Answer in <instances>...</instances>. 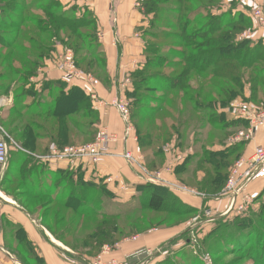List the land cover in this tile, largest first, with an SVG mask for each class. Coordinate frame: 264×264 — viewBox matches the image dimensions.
Returning <instances> with one entry per match:
<instances>
[{"label":"rangeland","instance_id":"rangeland-1","mask_svg":"<svg viewBox=\"0 0 264 264\" xmlns=\"http://www.w3.org/2000/svg\"><path fill=\"white\" fill-rule=\"evenodd\" d=\"M160 1L163 2L165 0ZM224 1L225 0H219L215 2V7L218 8L219 3L223 4ZM237 1L238 0H234V2ZM33 2V0H0V23L2 20H6L8 23L14 21L15 18L10 20V17H7L13 11L17 13L16 16L20 15L22 12L23 15L32 16L35 20L44 17L40 7H36L31 11H24ZM261 2L262 4L264 3V1ZM47 3L46 1V3L43 4ZM12 4L14 9L10 11L8 7L12 6ZM207 5H210L209 0H197L194 3L169 0L165 4H162L160 8L161 27L164 28L165 25L170 24L172 26L170 25L167 31L169 35L168 38L164 39L162 43H158L154 48L165 46L170 49L172 54L175 52H182L190 56L192 53L188 51L186 46L189 44L190 47L191 44L188 43L186 37L190 32L192 33L193 30L195 31L202 28V24H204L195 23L190 20H192L191 18L194 15L200 19L202 13H205V9H208ZM15 6H18V9L15 8ZM27 10L29 9L27 8ZM176 11L181 16L180 19H178L179 17L175 13ZM221 13V15L227 16V20H231L234 17L231 9L222 8ZM178 20L181 23L180 26H177ZM188 20L190 22L186 29L187 32L184 33L183 28ZM236 25L242 26L243 28L246 27L244 32L236 36L237 41L247 40L240 37L251 29L250 24H239L237 22ZM161 27H159L160 30H162ZM12 32L13 30L11 27L0 24V36H2L0 39L8 42L10 40L9 34ZM82 33L84 34V31ZM152 33H156V31H152V29L146 31L147 35H152ZM144 38L146 48L149 51L150 45L154 43L148 36H144ZM19 42L27 46V43L23 41ZM55 46H60L64 50V53L57 54V49L55 47L54 52L49 54L47 60L42 61V63L40 62V66L37 68L35 67L34 71L37 76L42 72L47 61H52L57 69L62 66L65 67V65H67V53H65V51H69L73 55L72 63H74L76 71L81 72L85 76L83 77L84 80L90 81L93 84L102 83L105 86H109V84L107 85L104 83L106 76L105 72H102L100 69L89 71L86 68L87 63L82 66L76 64V62L84 59L89 62L91 56L88 46L83 47L84 50H79L76 57L75 52L64 48L60 43L57 42ZM168 49L164 52L166 55L165 57H167L170 62L175 63V65L159 72H162L161 74L170 78H175L186 68V65L180 63L175 56L169 54ZM7 53L8 50L5 48L2 49V46H0V55ZM148 58L149 61L152 60V56L148 55ZM16 64L19 65V63ZM262 66H264V64H262ZM144 69L146 70V68ZM4 74L5 72L3 71L0 73V86H9V83L5 82L3 79ZM238 74L242 77L241 83L243 84V88H236L238 98L230 103V105L233 104L236 107L234 106V108H231L230 105L227 106L225 108V110H229L227 114L221 113L219 109L217 111L211 109V111L205 114L201 113L197 115L196 113H191L193 109L188 103L183 104V109L179 105H172L170 100L171 97L174 96V93H166V96H164L162 90L150 92L147 91L145 87L140 89V92L137 94L138 98H146L147 96H155L159 99H163V97L166 98L167 101H165L164 105H158L162 111L155 116H158L159 119H166L170 127L174 121L172 114H176V111L179 113V111L184 110L180 121L182 122L180 128L181 137L175 132L172 136H156L154 140H152V137H144L148 132L152 134V127L150 126L152 123V116L143 112L141 106L142 108H151L152 106L157 107V105L147 103L146 105H137V107L132 110L134 99H132L128 93L134 89L133 82L130 83V86H132L131 91L116 96L126 100L132 114L131 125L133 129L129 133L128 138L124 137V139L127 138V142L133 139L135 144H138L137 150L125 148L122 153L118 154H123L125 150H130V152L139 159L141 165L149 174L161 175L168 184L182 187L198 195H204L205 199L194 196L205 201V206H203L202 211H198L192 215L183 214L181 216H175L169 215L171 213L168 212L163 211L159 213L143 208L139 211L133 210L127 213V210L137 207L130 204L119 206L113 202L111 203L103 190L98 188V186L93 187V189L96 190L95 192H98L96 196H92L91 201L87 204H80L79 208L88 207L92 209V213L87 214H79L77 210L74 211V209L65 207L64 204L54 201L52 195L49 197L38 196L37 191L42 188V186L39 185H35L34 189L36 191L32 190L35 192V195H25L22 192L24 191L30 194L31 192L29 190H31V188L30 186L29 189L22 186L20 180L13 184H7L3 188L4 195L10 197L16 205L27 210L30 215L34 216V219L38 221L39 225H43L44 229H46L56 241L66 247H61L60 249L54 248L56 255L59 256L63 264H113L114 262H116V264H264V222H262L264 220L260 217L256 218L263 203H256V200H254L249 209L240 215L233 214L231 217L220 218L215 222L206 220L208 216L211 215L210 213L212 211L206 206V202L212 201V198L216 197L219 199L227 198H221V196H223L224 190L227 188L230 175L241 161H246L248 159L244 156V147L238 149L233 156L222 159V167L217 169L203 161L207 149L223 146L224 143L238 137L240 133L245 135L250 134L252 127H256L260 119L264 118V75L258 79L259 83L252 85L251 80L255 78L256 75L253 76L252 72H247L245 74L243 71L238 72ZM16 77L17 76L11 75L9 79L15 80ZM142 78V76H137V80H141ZM34 80H36V77L31 78L30 81L34 82ZM200 82V80L194 78L191 86H199ZM221 82L223 81L220 80L219 83ZM225 86L228 88L230 83H225L223 88H225ZM127 89L128 86L123 88L124 91H127ZM209 90H211L210 86L205 88L204 91L207 94ZM0 94V126L12 140L11 148L13 150L10 151L11 160L12 158L14 160V158H20L21 156L17 153L18 150L14 148L16 145L23 151L32 155L46 156L54 149L64 150L68 147L81 148L91 145L96 142L103 130L108 131L107 129H100L99 122L94 131L84 136L74 129V126L76 123L85 124L88 123V121L82 119V115L78 117L70 116L68 120L71 122L68 127L71 134L75 137L70 139L69 143L61 148H58L56 144L47 143L48 141L40 142V150L33 152V154L24 150L22 143L16 139L17 135L14 134L15 130L12 129L15 127L10 126L14 119L7 113L9 110L12 111L10 108L12 107L13 98L18 96L19 92L11 86L9 92L2 93L0 91ZM115 98L111 100L110 104ZM244 107L248 114L254 115L255 123L253 125L249 123L246 127L241 126V128H239V126H235L232 129H228V123L226 121L229 119H231V121L233 120L229 114L234 113L233 109L235 108L238 109L236 113L240 114L241 111H239V109ZM256 119H259V121ZM186 120L188 121L186 122ZM241 121L242 119H237L233 122L236 123ZM37 122L40 123V120L38 119ZM40 125L43 124L40 123ZM225 125L227 127H224ZM45 127L48 128L50 125L45 124ZM108 132L117 135L118 138L122 140L119 134L111 131ZM252 138L253 135L251 134V139ZM157 139H160V142H158ZM117 146L111 149L112 153L116 154L114 149ZM47 149L49 151L44 153ZM159 149H161V154L157 153ZM179 158H182V161L181 164L176 167L177 164L174 162L175 160L178 161ZM127 163L131 166L129 162ZM172 163H174V165H171ZM184 164H187L185 170H178L179 167L185 166ZM224 164L226 168H224ZM10 165L11 164L5 169V172H9V176L7 175L5 178L3 176L4 180L7 177L19 178ZM169 168H172V171ZM64 171L65 170H61V172ZM139 174L141 176L143 175L141 172ZM217 174H224L226 177L224 180L222 179V182L220 181L215 185L209 184V181L215 180ZM64 177L65 181H63V184H68L70 181L66 180V176ZM33 181L36 182V179ZM56 182L57 181L51 180L45 181L47 187L44 186V189H50L51 192H53V196L62 190L61 188L58 189ZM220 185H222V189H220ZM217 190L220 191L213 192ZM141 195L142 193L138 195V201L143 197V195ZM246 195L251 194L245 190L244 197ZM173 203H175V201ZM203 221L207 222L203 223ZM241 221L246 227H242L243 225L240 227V224L238 225ZM180 224L183 226L181 231H178L180 232L179 236L176 235L167 240L163 239L165 241H161L154 245H152L151 241H147L146 245L142 247H136L135 245V248L120 250L127 246H134L128 245L131 244L128 242L151 239L155 230ZM212 232L214 233L211 235ZM215 237L222 242H214L213 239ZM123 244L126 246L121 247ZM5 251L8 250L5 249ZM10 251L13 253L14 258L15 254L20 255L18 254V250ZM40 256L42 257V254H40ZM42 260L43 264H49L47 257H42ZM14 261L17 262L16 260ZM17 263L20 264L19 262Z\"/></svg>","mask_w":264,"mask_h":264},{"label":"trees","instance_id":"trees-1","mask_svg":"<svg viewBox=\"0 0 264 264\" xmlns=\"http://www.w3.org/2000/svg\"><path fill=\"white\" fill-rule=\"evenodd\" d=\"M33 1L27 7L29 10L26 8L24 11H31L36 7H40L44 17L35 20L32 16L23 15L22 12L16 16L17 13L13 11L7 17H10V20L15 18L14 21L8 23L6 20H2L0 23L4 26L8 25L13 30L9 34L10 40L8 42L0 39L2 49L8 50L7 54L0 55V73L2 71L5 72L3 79L9 83V86H0V91L7 93L11 90L12 86L19 92L18 96L13 98L12 107L10 108L12 111L9 110L7 113L14 119L10 126L15 127L12 129L15 130L16 139L22 143L24 150L31 153L40 150V142L43 141H48L47 143L49 144H56L58 148L66 146L70 139L75 137L71 134L68 127L71 122L68 120L70 116L78 117L82 115V119L88 121L85 124L76 123L74 126V129L84 136L94 131L96 125L100 122L99 114L93 108L92 98L82 88L73 86L68 89L67 84L63 81H46L43 82L40 92L37 90L36 83L30 81L31 78L37 77L34 71L35 67L37 68L40 66V62L42 63V61L47 60L49 54L54 52L57 42L64 48L75 52V57L79 50H84L83 47L88 46L91 56L89 62L84 59L76 62V64L82 66L87 63L86 68L89 71L100 69L106 73L104 83L107 85L110 83L107 75V59L98 39L99 26L94 14L89 10L78 11V8L75 7L66 11L59 0ZM46 1L48 3L43 4ZM167 1L169 0L163 2L160 0H144L143 7L154 17L148 29H152L156 33L147 35L146 31L148 29L143 32L154 44L150 45L149 51L146 48L147 63L144 67L146 70L143 69L134 74V89L128 93L134 99L132 110L137 105H146L147 103L157 105V107L152 106L151 108H142L141 106L143 112L152 116V123L150 124L152 134L148 132L144 136L146 138L152 137V140L156 136H172L174 132L181 137L180 128L182 122L180 121L184 110L179 111V113L176 111V114H172L174 121L170 127L166 119H159L158 116H155L162 111L158 105H164L165 101H167L166 98L159 99L155 96L138 98L137 94L141 88L145 87L150 92L162 90L164 96H166V93H174V96L170 100L172 105H179L182 108L184 103H188L193 109L191 113L193 112L198 115L201 113L205 114L211 111V109L216 111L218 109H225L232 101L238 98L236 88H243V84L241 83L242 77L239 76L238 72L243 71L245 74L252 72L253 76L256 75L251 80L252 85L259 83L258 79L264 75V66H262L264 64V43L261 41L253 43L250 40L237 41L236 36L244 32L246 27L243 28L236 25V23L250 24L251 26L250 20L242 14L235 15L231 20H227L228 18L225 15L214 16L211 11L217 8L215 7V2L219 0H209L210 5H207L209 10L205 9V13H202L200 19L195 15L191 18L192 20L190 21L204 24H202V28L193 30L186 37L188 43L191 44L190 47L189 44L186 46L188 51L192 53L190 56L182 52L172 54L170 49L165 46L160 47L158 45L159 47L154 48L169 36L167 31L171 24L165 25L163 28L160 21V8ZM180 1L194 3L197 0ZM8 8L10 11L14 9L13 4ZM15 8L18 9V6H15ZM175 13L179 17L178 19H180L181 16L178 12L176 11ZM190 21L188 20L185 23L183 28L184 33L187 32L186 29ZM180 25L181 23L178 20L177 26ZM83 31L84 34L82 33ZM19 41L27 43V46L22 45ZM167 49L169 54L175 56L180 63L186 65V68L175 78H170L159 72L175 65V63L170 62L165 57L164 52ZM148 55L152 56V60L149 61ZM16 63H19V65ZM11 75L17 76L16 79L10 80ZM138 75L143 78L137 80ZM194 78L201 81L199 86H191ZM220 80L223 82L219 83ZM227 82L230 83V86L223 88ZM209 86L211 90L206 94L204 90ZM38 119L43 125L37 122ZM45 124L50 125V127L46 128ZM157 141L160 142V139H157ZM238 149L239 146L228 148V150L223 152L207 150L203 161L217 169L221 168L222 159L233 156ZM48 151L47 149L44 153ZM17 153L21 155L20 158H14V160L12 158L9 164H11L10 167L13 168L14 173L19 178L7 177L2 183L3 187L20 180L22 186L28 189L30 186L31 188L29 190L30 194L24 191L22 193L33 196L35 195L34 191H36L34 189L35 185H39L42 188L37 191L38 196L49 197L52 195L54 201L64 204L65 207L74 209V211L77 210L79 214L92 213L91 208H79L80 204H87L91 201V197L96 196V193H98L93 189V187L97 186L83 181L80 174L81 168L66 169L64 172H61V170L52 172L49 169V164L38 160L36 158L37 155L20 150ZM157 153L161 154V149ZM186 166L187 164L179 167L178 170L183 171ZM224 168H226L225 164ZM8 173L7 171L6 176ZM64 176L67 177L66 180L70 181L68 184H63V181H65ZM225 177L226 175L224 174H217L215 180L209 181V184L215 185L220 181L222 182V179L224 180ZM34 179H36V182L33 181ZM48 179L57 181L56 185L58 189H62L61 192L53 196V192L50 189H44V186L47 187L45 181H49ZM221 187L222 185H220V189H222ZM218 191L220 190L213 192ZM142 195L143 197H141L137 204L133 205L137 208L134 207L127 210V213L133 210L139 211L143 208L159 213L164 211L171 213L169 215L175 216L183 214L192 215L197 212L192 207L185 205L173 194L162 189L156 193L142 192ZM174 201L175 203H173ZM262 205L256 218L260 217L264 220V204ZM239 224L241 227L243 222L241 221ZM41 226L43 227V225ZM242 227H246V225ZM16 228L14 240L10 241L11 248H6L10 253L9 255H12L14 258L10 250H18V254L20 255L15 254L14 260L20 264H43L42 257L39 251L37 252L38 249L28 239L24 230L20 227ZM216 239L215 237L213 241L216 243L222 242Z\"/></svg>","mask_w":264,"mask_h":264},{"label":"crops","instance_id":"crops-1","mask_svg":"<svg viewBox=\"0 0 264 264\" xmlns=\"http://www.w3.org/2000/svg\"><path fill=\"white\" fill-rule=\"evenodd\" d=\"M261 1L264 0H238L237 2L225 0L223 4L219 3V7L212 9L211 12L214 16H220L223 13H221V9L224 8L231 9L233 16L240 13L243 14L250 20L251 29L240 38L264 43V28L258 27L249 17L251 8L262 3ZM59 2L66 11L75 7L81 12L89 10L96 17L99 26L98 39L107 59L106 67L110 83L109 86H105L102 83L93 84L87 80L81 82L69 79L63 71L54 66L52 61H47L42 72L34 80L37 90L41 92L42 84L46 81H63L67 84L68 89L73 86L82 88L88 96H94L92 98L93 108L99 114L100 129H107L121 136L122 140L114 149L115 153H122L125 148L137 150L138 144H135L133 139L129 140L130 143L125 142V123L120 118L117 110L111 106L110 102L116 96L122 93L126 94L125 92L132 90L130 83L133 82L134 74L143 70L147 63L145 35L143 32L149 28L154 18L153 15L148 13L143 7L144 0H114L113 2H110V0H59ZM136 4L140 6H136ZM56 49L57 54L64 53V50L60 46H56ZM68 52L65 51V53ZM127 81L131 82L126 84ZM123 84H125L124 86H128L127 91L123 90ZM230 106L234 108L235 105L231 104ZM219 110L223 114L229 113V110ZM233 111L234 113L229 114L233 120L229 119L226 122L230 125L235 123L233 121L237 119H242V121L231 126L228 125V129H232L235 126H239V128L241 126L246 127L247 124H252L255 121L254 115L248 114L245 107L239 109L241 111L240 114L236 113L238 111L237 108L233 109ZM256 120L259 121V119ZM256 125V127H252V139L248 141H245V139L241 141L231 140L224 143L223 146L208 148L207 150L223 152L232 147L239 146V149L245 147L244 156L249 158L257 147L264 146V118L260 119V122ZM244 135L243 133L238 134V136ZM11 150L13 149L11 148ZM49 169L52 172H57L69 169V167L66 164H55L49 165ZM6 173L5 169L0 166V264H18L14 261L12 255H9L10 253L5 251L6 248H11L10 241L14 240L16 227L24 230L28 239L38 249L39 253L42 254V257L48 258L49 264H63L59 256L56 255L54 248L60 249L61 247H66L56 241L44 227L39 225L38 221L27 210L16 205L10 197L4 195L2 183ZM80 174L85 183L100 187L110 202L119 206H124L125 204L134 205V203L138 202V195L143 191L156 193L161 189L173 194L177 199L197 212L202 211L203 206H205V201L198 197L174 192L167 186L146 182L137 170L120 156H109L96 166H85L81 168ZM245 190L255 196L256 203L264 204V179L251 182ZM206 203V206L212 210L211 215L206 219L207 221L215 222L220 218L231 217L233 215L227 214L231 204L228 197ZM207 221H203V223ZM182 226L180 224L155 230L154 234L152 233V238L150 237L151 239L128 242L131 243L128 245L134 246H127L120 250L135 248V245L136 247H142L146 245L147 241H151L152 245H154L165 241L163 239L167 240L170 237L179 236L180 232L178 231H181ZM124 246L126 245L123 244L121 247Z\"/></svg>","mask_w":264,"mask_h":264},{"label":"built area","instance_id":"built-area-1","mask_svg":"<svg viewBox=\"0 0 264 264\" xmlns=\"http://www.w3.org/2000/svg\"><path fill=\"white\" fill-rule=\"evenodd\" d=\"M114 0H110L113 2ZM136 6H140L136 4ZM249 17L251 21L257 24L258 27L264 28V3H260L257 6L252 7L251 12L249 13ZM67 57V65L65 67H60L59 69L65 73V75L69 79H73L76 81L84 82L85 77L81 72L76 71V67L74 63H72V53L68 52L66 54ZM130 83L127 81L126 84ZM123 84V88H125ZM91 98H94L92 96ZM93 100V99H92ZM111 106L117 110L120 118L125 123L126 127V137L128 138L129 133L131 132V110L129 108L128 103L124 98L116 97ZM255 122H252V125ZM254 128V126H253ZM252 129L250 130V134L244 136H238L234 140L241 141L245 139L248 141L251 139ZM127 138H125V142H127ZM120 138L117 135L112 134L108 131L103 130L100 133L99 138L91 145L81 148L68 147L64 150L54 149L50 151L46 156H36V158L44 163H48L49 165H59L66 164L69 169H78L83 168L85 166H96L100 164L104 158L109 156H120L127 162L133 166L137 170L138 173H142L143 179L146 182H150L156 185L167 186L172 189L174 192H180L189 194L191 196H198L205 199L204 195H198L195 192H191L187 189H184L179 186H173L168 184L161 175L149 174L139 161L136 156L130 150H125L123 154H114L111 152V149L117 146L120 143ZM11 143L12 140L7 136L4 132L3 128L0 126V166L3 169H6L9 165L10 161V151H11ZM17 150L23 151L19 146H14ZM26 153V152H25ZM175 160L174 163L177 165L181 164L182 158H179L178 161ZM172 163L171 165H174ZM172 171V168H169ZM140 170V172H139ZM169 170V171H170ZM264 179V146H259L255 149L253 154L245 161H241L236 168L233 170L232 174L229 177L227 188L224 190L223 196L228 197L231 201L230 207L227 211L231 214H242L249 209V207L253 204L255 200V196L246 195L244 197L246 187L255 180H263ZM212 200H220L218 197L212 198ZM209 218V217H208ZM113 264H116L114 262Z\"/></svg>","mask_w":264,"mask_h":264}]
</instances>
